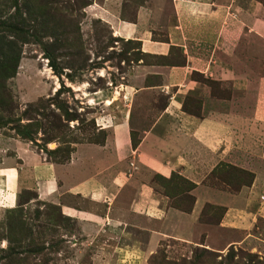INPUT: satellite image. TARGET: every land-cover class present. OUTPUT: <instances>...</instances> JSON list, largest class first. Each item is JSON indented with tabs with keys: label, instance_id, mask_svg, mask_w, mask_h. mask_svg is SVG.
I'll list each match as a JSON object with an SVG mask.
<instances>
[{
	"label": "crops",
	"instance_id": "1",
	"mask_svg": "<svg viewBox=\"0 0 264 264\" xmlns=\"http://www.w3.org/2000/svg\"><path fill=\"white\" fill-rule=\"evenodd\" d=\"M172 3L176 20L163 40L144 24L142 10L136 23L115 16L110 24L146 54L169 58L178 47L183 62L143 61L123 73V87L133 90L125 115L104 127L103 143L76 144L66 163L15 137L2 139L0 208L17 207L21 190H31L91 235L105 226L117 232L129 213L154 238L194 226V244L219 252L240 245L264 256V0ZM189 94L194 115L184 109ZM152 104L159 113H149ZM223 164L251 172V184L237 191L208 184ZM174 173L194 184L191 212L167 205L150 178ZM208 204L224 209L218 222L202 220Z\"/></svg>",
	"mask_w": 264,
	"mask_h": 264
},
{
	"label": "rangeland",
	"instance_id": "2",
	"mask_svg": "<svg viewBox=\"0 0 264 264\" xmlns=\"http://www.w3.org/2000/svg\"><path fill=\"white\" fill-rule=\"evenodd\" d=\"M23 1L0 0L7 13ZM87 2L90 4L83 7ZM141 10L154 37L165 39L167 26L176 20L172 0H81L80 9L70 15L75 32L64 38V47L52 52L60 58L61 75L55 73L41 44L24 45L18 74L8 81L15 110L4 115L22 118L23 126L31 124L34 141L23 138L10 124L0 129V143L15 137L44 151L49 159L68 155L80 142L102 143L107 136L104 127L112 125L116 116L125 115L133 93L123 87L129 80L123 73H134L135 65L143 61L183 62L176 46L171 47L169 58L150 55L129 33L114 31L111 18L136 23ZM185 102L194 113V94L187 95ZM150 108V114L159 113L156 104ZM142 127L141 122L136 123V128ZM133 137L136 143L137 132ZM242 171L222 165L210 175L208 184L237 191L251 180ZM150 178L169 197L167 205L190 211L193 185L185 177L174 173L169 178L160 174ZM19 203L12 209L0 208V264H264L263 255L240 245L219 252L194 244V226L185 232L168 224L174 231L154 238L144 228V220L127 213L120 230L109 231L104 225L95 236L80 220L65 215L57 203L37 200L31 190H21ZM223 212L220 206L206 205L202 220L217 222Z\"/></svg>",
	"mask_w": 264,
	"mask_h": 264
},
{
	"label": "trees",
	"instance_id": "3",
	"mask_svg": "<svg viewBox=\"0 0 264 264\" xmlns=\"http://www.w3.org/2000/svg\"><path fill=\"white\" fill-rule=\"evenodd\" d=\"M72 1L73 2L69 0H49L46 2L45 0H36L35 2V0H24L21 4L17 3L15 5V11L10 13L9 11L8 13L6 12L5 6L0 2V129L12 124L13 130L19 135L34 141L33 131L29 129L31 124L23 126L21 125L23 121L22 118L14 119L4 115L6 112L9 115L15 110V101L8 89V81L17 76L22 59L23 46L29 43L41 44L46 58L50 59L51 66L55 73L58 75L62 74L63 70L61 69L60 71L59 64L57 63V60L60 62V58H55L52 52H58L64 47V38L75 32L74 18L70 15H73L76 10L80 9L81 0ZM89 4L90 3L87 2L83 7ZM75 24H78L77 20ZM60 90L57 92H60ZM184 109L188 113L194 115L193 112L187 110L186 102H184ZM137 142L135 143L133 138V144L137 145ZM88 143L101 142L91 141ZM73 149L74 148H72L66 156L61 155L54 158L51 156L50 159L47 158L49 161L55 163H66L70 159V154ZM53 152L56 153V151ZM242 172L251 175L250 182L245 185L251 184L253 174L245 170ZM185 180L191 183L194 188L192 182L186 178ZM35 198H37L36 193ZM192 199L193 205L190 211H192L195 201L194 197Z\"/></svg>",
	"mask_w": 264,
	"mask_h": 264
}]
</instances>
